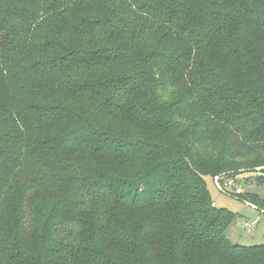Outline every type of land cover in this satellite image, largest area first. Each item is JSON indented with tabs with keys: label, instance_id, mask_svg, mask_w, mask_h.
Returning a JSON list of instances; mask_svg holds the SVG:
<instances>
[{
	"label": "trees",
	"instance_id": "trees-1",
	"mask_svg": "<svg viewBox=\"0 0 264 264\" xmlns=\"http://www.w3.org/2000/svg\"><path fill=\"white\" fill-rule=\"evenodd\" d=\"M257 146L264 0H0V264H264Z\"/></svg>",
	"mask_w": 264,
	"mask_h": 264
},
{
	"label": "rangeland",
	"instance_id": "rangeland-1",
	"mask_svg": "<svg viewBox=\"0 0 264 264\" xmlns=\"http://www.w3.org/2000/svg\"><path fill=\"white\" fill-rule=\"evenodd\" d=\"M253 150L258 151L253 155H249V151L248 155H242V157L245 159L264 157V146H257ZM263 169L257 168L254 171H247L234 177V179L224 180V182L242 186L243 196L234 195L232 186L227 189V192H223L217 188L213 177H205L212 200L219 208L226 209L235 215L234 225L227 232L228 239L233 244L245 246L264 244V211L244 199L250 195L264 199V179L257 180L262 175Z\"/></svg>",
	"mask_w": 264,
	"mask_h": 264
},
{
	"label": "built area",
	"instance_id": "built-area-1",
	"mask_svg": "<svg viewBox=\"0 0 264 264\" xmlns=\"http://www.w3.org/2000/svg\"><path fill=\"white\" fill-rule=\"evenodd\" d=\"M215 184L217 186V188L223 192H227V189L232 186L233 187V191L232 193L236 196H241L244 191L242 186L237 185L236 183H229L227 181L222 182V179L220 177H216L215 178ZM215 205V204H214Z\"/></svg>",
	"mask_w": 264,
	"mask_h": 264
}]
</instances>
